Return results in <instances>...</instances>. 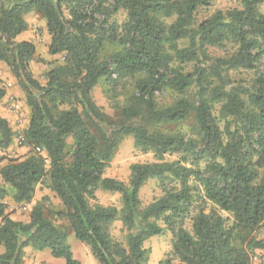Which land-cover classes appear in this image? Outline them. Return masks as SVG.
I'll return each mask as SVG.
<instances>
[{"label": "trees", "instance_id": "1", "mask_svg": "<svg viewBox=\"0 0 264 264\" xmlns=\"http://www.w3.org/2000/svg\"><path fill=\"white\" fill-rule=\"evenodd\" d=\"M211 1L0 0V62L26 95V141L32 151L44 152L8 160L0 179L17 204L31 202L36 186L47 179L62 207L46 210L35 203L28 221L21 222L0 203V264H21L28 247L49 250L63 264H81L73 257L69 231L98 264H148L143 244L162 233L158 220L174 236L177 264H250L254 251L264 252V75L252 91L228 79L229 71L261 65L264 13L258 6L264 0H237L240 8L216 11L195 25L197 10ZM120 10L126 21L118 28L109 19ZM29 14L45 22L48 54L64 56L48 70L44 85L30 70L35 45L17 41L28 29ZM209 47L231 50L211 58ZM188 64L196 67L185 73ZM122 80H132L133 90L112 118L93 102L92 91L100 83L115 90ZM191 89L195 98L188 100ZM163 92L178 98L161 107L156 94ZM4 96L0 88V101ZM216 105L223 127L213 113ZM187 122L188 134L152 128ZM127 136L155 161L131 165L124 183L104 173ZM12 138L0 117V150ZM172 155L178 158L165 160ZM151 180L162 196L142 207L139 192ZM195 189L213 208L197 210L188 231L183 220ZM98 190L120 195L121 208L92 205ZM6 194L0 188V200ZM114 222L129 232L126 246L110 236Z\"/></svg>", "mask_w": 264, "mask_h": 264}, {"label": "rangeland", "instance_id": "2", "mask_svg": "<svg viewBox=\"0 0 264 264\" xmlns=\"http://www.w3.org/2000/svg\"><path fill=\"white\" fill-rule=\"evenodd\" d=\"M233 8H240V4L237 0H212L209 5L200 7L197 10L195 15V25L201 23L206 18H209L216 11L225 12ZM258 10L264 13V3L258 6ZM26 18L29 24L28 29L19 38H17V41L27 39L35 45L36 56L34 61L30 64V70L33 78L36 79L39 84L44 85L48 70H50L54 64L62 63L64 56H51L48 54L47 46L50 38L45 27V22L34 14H29ZM125 21L126 12L123 10H120L109 19V23L116 24L118 28H120ZM172 21L173 19L165 20L167 24H170ZM184 44L185 42H182L180 46H183ZM111 49L112 48L109 47L108 51ZM230 50L231 49L229 47L226 49L209 47L207 48V53L211 58H220L224 57L225 53ZM183 67L185 73H187L191 72L196 67V64H188ZM260 74L264 75V56L261 59V65L258 70H232L228 72V79L247 88L249 91H252L254 82ZM0 88L5 90V96L0 101V117L4 118L8 122L13 134L12 144L7 149L0 150L1 168L6 165L8 160L23 159L31 152L40 153L36 151V148L32 151V147L28 145L25 138V130L30 119V109L26 103V95L10 74L8 67L3 62H0ZM132 90V80L119 81L115 90L112 89V86L100 83L92 91V100L105 114L112 118H116V111L120 106L125 104L127 98L126 95L131 94ZM195 92V89L189 90L185 94V98L193 100L195 98ZM156 98L158 105L163 107L174 102L178 96L171 92H163L156 94ZM16 105L19 106V109L14 107ZM213 113L220 123V126L223 127L222 119L219 115V107L217 105ZM152 128L165 134H188L190 132V123H180L177 125L157 124L152 126ZM18 133L23 134L24 142L22 144L18 143ZM71 142V139H69L68 143ZM176 158H178L176 155L166 156L165 160L170 162L174 161ZM154 161L155 159L153 154L144 153L137 149L134 145L133 138L131 136H127L123 139L115 151L114 157L108 168L105 170L104 176L127 183L129 168L131 165L135 163H151ZM199 166L202 167V164H199ZM167 184L175 186V183ZM190 184L199 189L196 183L191 182ZM0 188H3L7 193L5 198L0 200V203L5 204V213L15 221L27 222L31 207L35 203L43 204L46 210H59L62 208L59 200L47 186V179H44L36 186L34 196L28 204L15 203L9 195V189L3 185L1 179ZM194 192L196 195H194L195 198L192 208L183 220V228L188 231H191V217L196 214L197 210L202 208L205 212H208L209 209L213 208L211 204L203 203L201 201L198 197L199 192H197L196 189ZM160 196H162V192L159 183L156 180L148 181L139 192L141 206L145 207L155 199H158ZM90 203L92 205L99 204L102 206H115L117 208H121L120 195L101 190L96 192L95 200L90 201ZM56 223L60 225H67L66 220H59ZM157 223L162 228V233L158 236L149 238L143 244V248L147 251L148 264H158L164 259H170L173 264H177L178 260L172 253L174 236L161 220H158ZM128 233L129 232L122 227L121 222H114L109 227V234L112 239L123 246H126ZM262 234L263 233L260 235ZM68 243L71 246L73 257L81 264H98L92 257L89 248L85 244L77 241L70 231ZM250 258V264H264V252L262 251H254ZM21 264H63V260L53 258L49 250L38 252L28 247L23 250Z\"/></svg>", "mask_w": 264, "mask_h": 264}, {"label": "built area", "instance_id": "3", "mask_svg": "<svg viewBox=\"0 0 264 264\" xmlns=\"http://www.w3.org/2000/svg\"><path fill=\"white\" fill-rule=\"evenodd\" d=\"M16 109H19V106L16 105L14 106ZM19 136H18V143L19 144H22L24 142V137H23V134L21 133H18ZM36 151L39 152L40 154H43L44 152H42V150L40 148H36Z\"/></svg>", "mask_w": 264, "mask_h": 264}, {"label": "crops", "instance_id": "4", "mask_svg": "<svg viewBox=\"0 0 264 264\" xmlns=\"http://www.w3.org/2000/svg\"><path fill=\"white\" fill-rule=\"evenodd\" d=\"M25 19H26V21H27V18H25ZM27 23H28V21H27ZM28 25H29V24H28ZM24 33H25V32H24ZM22 34H23V33H22ZM22 34H21V35H22ZM21 35H20V36H21ZM20 36H19V37H20ZM19 37H18V38H19ZM25 40H26V41H30V40H27V39H25ZM20 41H21V40H20Z\"/></svg>", "mask_w": 264, "mask_h": 264}]
</instances>
